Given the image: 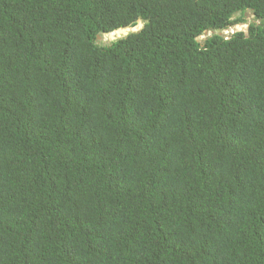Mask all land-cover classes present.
Here are the masks:
<instances>
[{"label": "trees", "instance_id": "1", "mask_svg": "<svg viewBox=\"0 0 264 264\" xmlns=\"http://www.w3.org/2000/svg\"><path fill=\"white\" fill-rule=\"evenodd\" d=\"M0 264H264V0H0Z\"/></svg>", "mask_w": 264, "mask_h": 264}, {"label": "rangeland", "instance_id": "2", "mask_svg": "<svg viewBox=\"0 0 264 264\" xmlns=\"http://www.w3.org/2000/svg\"><path fill=\"white\" fill-rule=\"evenodd\" d=\"M240 15H236L235 18H239ZM245 17H246V24L249 25L250 23H253L254 22V17L253 15L250 13V12H247L245 14ZM144 27V24L142 22H139V24L135 27V28H132V30H130V32H127L126 34H122L120 36H115V37H110L108 35H105L103 37H101L99 41V43H101L102 45H108V44H111L121 38H124L126 36H128L130 33H134V32H138L140 31L142 28ZM137 29V30H136ZM245 30V29H244ZM204 39H202L201 41H203Z\"/></svg>", "mask_w": 264, "mask_h": 264}, {"label": "built area", "instance_id": "3", "mask_svg": "<svg viewBox=\"0 0 264 264\" xmlns=\"http://www.w3.org/2000/svg\"><path fill=\"white\" fill-rule=\"evenodd\" d=\"M250 25V24H249ZM249 25L246 23L239 24V25H234V26H229L223 31L219 33L220 36H222L226 41L230 40L234 35H236L239 32H244L248 30ZM245 29V30H244Z\"/></svg>", "mask_w": 264, "mask_h": 264}, {"label": "clouds", "instance_id": "4", "mask_svg": "<svg viewBox=\"0 0 264 264\" xmlns=\"http://www.w3.org/2000/svg\"><path fill=\"white\" fill-rule=\"evenodd\" d=\"M233 26V25H232ZM143 29V28H142ZM141 29V30H142ZM224 30V29H223ZM223 30H221V31H223ZM221 31H219L218 32V34L221 32ZM248 31V30H247ZM247 31H246V33H247ZM239 33H241V32H239ZM242 33H244V32H242ZM214 34H217V32H206L203 36H201L198 40L200 41V42H202L201 40L202 39H207L208 37H211V36H213ZM235 36V35H234Z\"/></svg>", "mask_w": 264, "mask_h": 264}, {"label": "bare ground", "instance_id": "5", "mask_svg": "<svg viewBox=\"0 0 264 264\" xmlns=\"http://www.w3.org/2000/svg\"><path fill=\"white\" fill-rule=\"evenodd\" d=\"M130 30H132V29H122V30H119L117 32H114V33H112V34H110L108 36H110V37H115L116 36L117 37V36H120L122 34H126L127 32H130Z\"/></svg>", "mask_w": 264, "mask_h": 264}, {"label": "water", "instance_id": "6", "mask_svg": "<svg viewBox=\"0 0 264 264\" xmlns=\"http://www.w3.org/2000/svg\"><path fill=\"white\" fill-rule=\"evenodd\" d=\"M139 32V31H138ZM134 33H136V32H134ZM101 39V37H98V40H100Z\"/></svg>", "mask_w": 264, "mask_h": 264}]
</instances>
